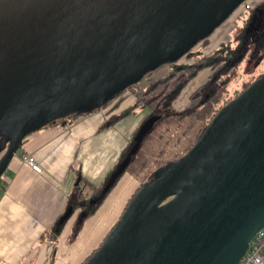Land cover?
Instances as JSON below:
<instances>
[{"label":"water","instance_id":"95a60500","mask_svg":"<svg viewBox=\"0 0 264 264\" xmlns=\"http://www.w3.org/2000/svg\"><path fill=\"white\" fill-rule=\"evenodd\" d=\"M243 1L0 0V127L13 128L0 177L24 133L183 56ZM154 177L83 264H236L264 226V72Z\"/></svg>","mask_w":264,"mask_h":264},{"label":"crops","instance_id":"0c3cea01","mask_svg":"<svg viewBox=\"0 0 264 264\" xmlns=\"http://www.w3.org/2000/svg\"><path fill=\"white\" fill-rule=\"evenodd\" d=\"M226 28L220 27L201 45L204 54L224 42ZM134 99L130 91L123 92L99 111L69 122H55L22 140L2 175L6 184L0 195V264H82L100 245L138 187L128 172L121 175L107 194L119 189L125 177L132 178L130 183L126 179L123 184L122 197H112V205L105 207L102 202L85 220L73 241H69V230L77 211L70 215L61 232L52 233L49 229L69 208L67 198L79 176L99 186L117 164L120 153L143 123L148 109H142L136 119L128 116L112 127L102 129L101 126ZM174 107L178 110L176 100ZM3 152L0 151V158ZM25 154L34 156L42 168L40 173L22 159Z\"/></svg>","mask_w":264,"mask_h":264},{"label":"trees","instance_id":"16d2710c","mask_svg":"<svg viewBox=\"0 0 264 264\" xmlns=\"http://www.w3.org/2000/svg\"><path fill=\"white\" fill-rule=\"evenodd\" d=\"M241 4V9L239 8L237 13L234 11L236 17L241 14L242 18V29L236 35L237 41L234 46L225 42L217 46L211 53L204 54L201 46L193 49L199 42L206 41L210 35L204 36L183 56L159 62L155 68L142 73L125 87H119L105 99L103 106H107L126 91H130L135 98L128 107L112 114L102 124V129L136 114L137 107L148 109L144 121L152 116L156 117V121L138 142L137 151L130 155L131 148L137 143L136 138L140 126L135 129L127 146L120 153L117 164L99 186H94L81 176L78 177L67 198L68 207L72 209L71 215L77 211V216L71 227L73 233L69 238L70 242L77 237L85 220L96 211L124 172H128L137 181L138 187L135 192L144 184L152 182L155 179L154 172L158 167L184 155L198 140L220 109L264 72L263 67L256 74L251 73L248 79L239 84V87L235 86L230 89L232 81L240 75L238 69L242 63H245L247 71L249 67L257 69L264 61V0H244ZM245 4H247L246 7ZM160 67L165 69H162L158 76L152 77ZM206 67H213L214 71L204 84L193 92L191 91L187 106L177 110L174 107V101L188 82ZM143 78L147 79L144 84L141 83ZM82 115L85 114L73 112L68 117L70 120H75ZM54 124L55 122H52L50 125ZM45 127L46 125L43 124L37 129L27 131L22 140L29 134ZM127 159L129 162L125 171L114 176L118 165ZM2 175L0 177V195L6 184ZM105 187L108 188L105 190ZM88 191L90 194L87 193ZM65 223L66 221L59 223V219H57L49 229L50 232H61Z\"/></svg>","mask_w":264,"mask_h":264},{"label":"rangeland","instance_id":"374dc122","mask_svg":"<svg viewBox=\"0 0 264 264\" xmlns=\"http://www.w3.org/2000/svg\"><path fill=\"white\" fill-rule=\"evenodd\" d=\"M246 3H249V1H246ZM246 5V4H245ZM241 6V5H240ZM240 6H238L234 11L235 13H237L239 11ZM238 9V10H237ZM241 9V8H240ZM234 13V12H233ZM231 14L229 19L223 22L216 30H218L220 27H222V29L226 28L227 23H229L228 28L225 29L224 33H223V41L224 42H228L230 43V45L234 46L236 44V35L239 31H241L242 29V18H241V14L238 15L236 17L235 13ZM245 16V14L243 13V17ZM215 30V31H216ZM214 31V32H215ZM213 32V33H214ZM209 38V37H208ZM208 41V39L206 41L203 42H199L193 49H196L197 47H200L203 43L205 44ZM222 42V43H224ZM219 43L217 46H219ZM203 46V45H202ZM214 45L211 46V50L213 49ZM215 47V48H216ZM264 67V61L261 63V65L259 67H257V69H254L253 67H249L246 71V66L245 63H242L238 69V71L240 72V75L234 79L230 85V89L236 87H239V84H241V82L243 80H246L250 77L251 73L256 74L257 72H259L262 68ZM162 69L160 67L158 70H156V72L152 75V77H156L158 76ZM214 71L213 67H206L202 70H200L198 72V74L192 79L190 80V82H188V84L185 86L184 91L182 92L180 98L177 100L176 99V106L178 108V110H181L182 108H184L187 104H188V98L189 95L197 88H199L202 84H204L208 78L210 77V75L212 74V72ZM144 80H142V84H144L145 82H147L146 78H143ZM192 91V92H191ZM105 97L106 94H101V96L93 98V99H89V100H85V101H77L74 104L68 106L65 108V110L63 112H59L55 115H52L50 117H48L45 120V125L48 126L50 125L52 122H64V120H66L67 122L70 121V117L71 114L73 112H77V113H81V114H88V113H94L96 111L101 110V108H103L104 106V101H105ZM110 104V103H109ZM108 104V105H109ZM107 105V106H108ZM141 108L137 107L135 109V111L137 112L136 114L130 115L129 117H134V119H136L137 116H141L140 112H141ZM148 112V110H147ZM83 116V115H82ZM136 116V117H135ZM66 117V118H65ZM121 121V120H120ZM126 121V120H125ZM128 121V120H127ZM119 122V121H118ZM117 122V123H118ZM116 123V124H117ZM127 123V122H126ZM115 124V125H116ZM142 125V124H141ZM140 125V126H141ZM114 126V125H113ZM112 127V126H110ZM137 129V128H136ZM13 136V128L11 127H0V151L3 152L7 149V147L10 144V140ZM3 140V142H1ZM18 149V148H17ZM129 174V173H128ZM130 175V174H129ZM131 177H133L132 175H130ZM126 179H129L128 183H130V179L129 177H125L119 186V189L113 191V193H110L109 195H107V197L104 199L103 201V206H108L109 204L112 205L113 199H111L112 197H122L123 193H124V189H122L123 184L125 183ZM133 180V179H132ZM67 221V220H66ZM117 218L116 220L113 222V224H115L117 222ZM113 224L111 226H113ZM111 228V227H110ZM110 230V229H109ZM109 230L107 232H109ZM70 236L73 233L72 229L69 230ZM106 236V235H105Z\"/></svg>","mask_w":264,"mask_h":264},{"label":"built area","instance_id":"2783aa9c","mask_svg":"<svg viewBox=\"0 0 264 264\" xmlns=\"http://www.w3.org/2000/svg\"><path fill=\"white\" fill-rule=\"evenodd\" d=\"M240 6V5H239ZM242 6V4H241ZM247 4L245 5V7ZM22 159L36 172L42 171L34 156L25 154ZM236 264H264V226L257 230L249 241L248 248Z\"/></svg>","mask_w":264,"mask_h":264},{"label":"flooded vegetation","instance_id":"af4514ba","mask_svg":"<svg viewBox=\"0 0 264 264\" xmlns=\"http://www.w3.org/2000/svg\"><path fill=\"white\" fill-rule=\"evenodd\" d=\"M262 19V18H261ZM260 20V19H259ZM261 22V20L259 21V23Z\"/></svg>","mask_w":264,"mask_h":264}]
</instances>
